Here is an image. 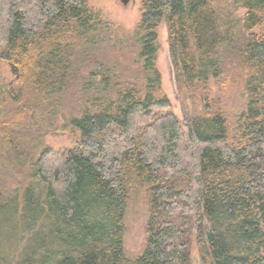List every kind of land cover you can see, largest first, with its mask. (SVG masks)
<instances>
[{"label":"trees","instance_id":"16d2710c","mask_svg":"<svg viewBox=\"0 0 264 264\" xmlns=\"http://www.w3.org/2000/svg\"><path fill=\"white\" fill-rule=\"evenodd\" d=\"M143 10L141 72L125 80L98 71L117 29L87 0H0V56L17 71L0 90V264H192L193 242L200 264H264V0H143ZM162 24L177 91L200 115L180 120L162 89ZM212 80L243 85L234 119L216 108ZM73 86L85 107L64 129L79 141L37 151ZM16 166L30 174L12 192ZM140 199L147 245L129 260Z\"/></svg>","mask_w":264,"mask_h":264},{"label":"rangeland","instance_id":"374dc122","mask_svg":"<svg viewBox=\"0 0 264 264\" xmlns=\"http://www.w3.org/2000/svg\"><path fill=\"white\" fill-rule=\"evenodd\" d=\"M89 5L100 12L103 17L116 27L117 39L114 49L106 51L101 49L96 54L95 61L102 66L98 71L103 72L106 67L120 72V78L125 80L137 76L141 72L142 62L139 57L140 45L134 37L137 27L143 15V0H130L125 5L121 0H87ZM165 24L159 27V51L157 65L162 76V89L169 97L172 104V111L182 120L185 116H197L203 112V107L199 101H194L179 95L174 79L173 65L169 55L167 42V31ZM112 44V43H111ZM106 66V67H105ZM16 73L11 65L0 56V90L6 93L2 84L8 85L15 80ZM102 80V76L92 77L90 84L95 87ZM217 81L212 80L209 84L211 98L217 101L216 108L220 113L226 115L228 119H234L240 114L245 102L244 88L240 82L231 84L227 89L220 88ZM94 90V88H93ZM222 91V92H221ZM80 87H71L66 95L60 100V107L49 114L46 127L40 129L41 141L37 151L50 148L55 151H65L74 148L79 141L80 135L77 131L64 129L66 121L77 116L85 107V102L80 99ZM219 100V101H218ZM215 106V104L213 103ZM215 108V110H216ZM22 152L28 151V147L23 142ZM6 154L11 157L14 151L5 145ZM10 178L5 180L9 190L14 192L26 186L27 176L30 168L22 166L9 169ZM148 207L145 199H140L132 205L128 219L126 221V233L124 237V251L129 260L143 254L148 239L146 230ZM192 264H200V251L196 243L191 247Z\"/></svg>","mask_w":264,"mask_h":264},{"label":"water","instance_id":"95a60500","mask_svg":"<svg viewBox=\"0 0 264 264\" xmlns=\"http://www.w3.org/2000/svg\"><path fill=\"white\" fill-rule=\"evenodd\" d=\"M121 1H122L125 5H127V4L130 2V0H121ZM13 68H14V71L17 72L14 66H13ZM173 72H174V68H173ZM174 79H175V75H174Z\"/></svg>","mask_w":264,"mask_h":264}]
</instances>
